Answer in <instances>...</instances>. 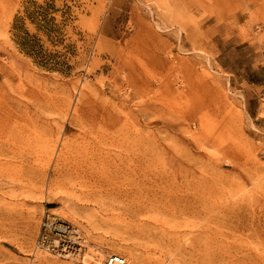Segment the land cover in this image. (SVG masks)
<instances>
[{"label":"rangeland","instance_id":"rangeland-1","mask_svg":"<svg viewBox=\"0 0 264 264\" xmlns=\"http://www.w3.org/2000/svg\"><path fill=\"white\" fill-rule=\"evenodd\" d=\"M46 213L78 257L36 249ZM110 253L264 264V0H0V264Z\"/></svg>","mask_w":264,"mask_h":264},{"label":"built area","instance_id":"built-area-1","mask_svg":"<svg viewBox=\"0 0 264 264\" xmlns=\"http://www.w3.org/2000/svg\"><path fill=\"white\" fill-rule=\"evenodd\" d=\"M85 247L81 231L59 216L46 213L42 216L36 249L59 257H78ZM102 264H128L124 256L116 253L107 254Z\"/></svg>","mask_w":264,"mask_h":264},{"label":"trees","instance_id":"trees-1","mask_svg":"<svg viewBox=\"0 0 264 264\" xmlns=\"http://www.w3.org/2000/svg\"><path fill=\"white\" fill-rule=\"evenodd\" d=\"M39 8L40 10H36L32 12V14L38 15L41 22H44L46 25L53 24L55 18L52 16H48L47 12L44 13L45 10L43 11V7ZM15 29L19 31L20 28L16 25ZM17 37L18 44L22 46V49H24L27 54L37 60L40 65L48 69L57 71H63L68 68L67 62L65 60L66 56L64 53L46 52L35 39L28 37V34H26V38L25 36L21 37L20 35H18Z\"/></svg>","mask_w":264,"mask_h":264}]
</instances>
